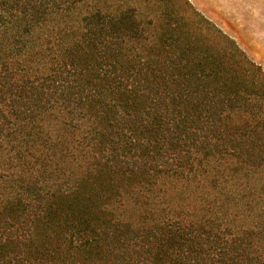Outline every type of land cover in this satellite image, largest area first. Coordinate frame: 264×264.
<instances>
[{"label": "trees", "instance_id": "trees-1", "mask_svg": "<svg viewBox=\"0 0 264 264\" xmlns=\"http://www.w3.org/2000/svg\"><path fill=\"white\" fill-rule=\"evenodd\" d=\"M83 1L0 0V57L29 56L49 17ZM194 16L96 8L46 72L18 78L0 63V264H264L252 233L183 208L154 217L145 196L197 155L264 167V71L224 37L210 43ZM52 112L63 133L23 123ZM41 131L49 150L83 154L66 189L44 179ZM20 186L41 195L13 197ZM133 195L145 210L116 214Z\"/></svg>", "mask_w": 264, "mask_h": 264}, {"label": "rangeland", "instance_id": "rangeland-1", "mask_svg": "<svg viewBox=\"0 0 264 264\" xmlns=\"http://www.w3.org/2000/svg\"><path fill=\"white\" fill-rule=\"evenodd\" d=\"M174 7L193 12L195 21L209 27L210 43L223 44L224 37L247 61L264 71V0H85L51 15L38 36L39 47L29 56L2 52L4 57H0V63H6L18 78L27 71L44 73L52 57L58 56L65 46L70 47L77 40L81 18L86 12L96 8L111 11L133 8L148 20L147 17L158 9ZM154 33L151 28L147 37L153 39ZM23 123L33 124V127L50 123L60 133L68 128L58 112L47 113L34 123ZM38 141L37 150H43L51 158V162H46L50 176L44 178L46 183L66 189L67 184L71 185L70 180L80 177L81 166L86 165L85 159L81 158L83 154H71L65 147L49 150L51 146H46L49 135L42 131ZM55 164L57 166H53ZM76 168V176H71ZM40 189L41 186L35 189L20 186L13 192V197L35 198L41 195ZM145 196L154 217L183 208L220 225L222 231L245 232L247 237L252 233L254 237H251L264 255V167L243 166L228 157L197 155L192 172L160 177L158 184ZM141 202L136 195L126 197L122 209L115 204L116 214L123 213L128 219L135 220L131 213L145 210L139 205Z\"/></svg>", "mask_w": 264, "mask_h": 264}]
</instances>
